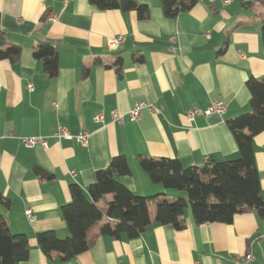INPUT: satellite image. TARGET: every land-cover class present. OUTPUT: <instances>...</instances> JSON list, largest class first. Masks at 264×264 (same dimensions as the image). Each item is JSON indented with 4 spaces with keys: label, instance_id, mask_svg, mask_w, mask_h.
<instances>
[{
    "label": "crops",
    "instance_id": "0c3cea01",
    "mask_svg": "<svg viewBox=\"0 0 264 264\" xmlns=\"http://www.w3.org/2000/svg\"><path fill=\"white\" fill-rule=\"evenodd\" d=\"M139 1L148 6L145 19L135 11L100 10L88 0H0V29L21 45L16 61L0 59V193L10 200L9 206L0 203V214L11 232L28 239V257L19 264H234L247 252L254 256L248 264H262L264 217L255 210L237 213L229 224L196 225L187 207L185 227L176 229L154 222L153 199L150 224L134 239L102 235L94 225L88 232L93 244L66 262L57 253L44 255L37 244L40 231L68 234L60 206L71 199L69 185L87 193L95 170L113 156L128 161L130 173L117 176L128 189L168 199L185 193L152 183L138 165L139 155L177 158L183 166L200 165L208 156L218 161L238 156L226 120L249 111L245 82L264 76V0H244L253 2L248 7L242 0H198L174 18L164 16L160 0ZM118 35L122 41L110 46L108 39ZM39 39L58 43L55 77L33 57ZM118 57L121 76L114 66ZM216 100L225 104L222 114L186 119L188 108L203 109ZM139 101L162 110L142 109L136 121L111 120L110 110L126 114ZM97 112L102 122L94 120ZM59 126L71 134L87 130V146L52 136ZM22 136H44L47 145L26 147ZM253 151L264 200V130L253 136ZM37 166L51 176L37 173ZM111 198L105 195L104 202Z\"/></svg>",
    "mask_w": 264,
    "mask_h": 264
},
{
    "label": "trees",
    "instance_id": "16d2710c",
    "mask_svg": "<svg viewBox=\"0 0 264 264\" xmlns=\"http://www.w3.org/2000/svg\"><path fill=\"white\" fill-rule=\"evenodd\" d=\"M164 16L174 18L179 11L191 8L198 0H160ZM100 10L118 9L122 12L135 11L139 19L148 17L147 4L139 0H88ZM252 1L242 0L243 6ZM260 32L264 49V16L260 18ZM227 36L219 49L223 52ZM21 45L8 40L0 29V59L16 61L20 57ZM33 57L41 61L49 77L58 73V43L55 40L39 39L32 51ZM142 62L141 55L133 56ZM121 76V57L114 63ZM89 68L84 67L82 76ZM245 85L249 91V111L239 113L226 120L238 147V156L218 161L212 156L200 165L183 166L177 158L139 155L138 165L152 183L164 188L185 193L173 199L162 194L143 196L132 192L117 176L130 173L126 157L113 156L106 167L95 170V179L87 187V193L76 183L69 185L70 201L60 206V215L68 234L60 238L53 230L40 231L36 241L44 255L57 253L62 261H71L86 251L94 239L88 235L90 228L99 224V233L114 238L134 239L150 224L148 200L155 203L154 222L170 224L176 229L185 227L184 213L189 207L196 225L220 222L229 224L234 215L246 209L255 210L264 217V200L260 194L258 170L253 151V136L264 130V76L249 77ZM45 177L51 174L35 167ZM112 198L104 202V197ZM103 201L104 207L98 202ZM0 203L9 206L10 200L0 193ZM105 219L104 221H102ZM28 239L23 233L10 231L7 221L0 214V264H19L28 257Z\"/></svg>",
    "mask_w": 264,
    "mask_h": 264
},
{
    "label": "built area",
    "instance_id": "2783aa9c",
    "mask_svg": "<svg viewBox=\"0 0 264 264\" xmlns=\"http://www.w3.org/2000/svg\"><path fill=\"white\" fill-rule=\"evenodd\" d=\"M225 2H227V0H225ZM122 39L123 37L121 35H118L116 37H111L108 39V44L110 46H114L118 42L122 41ZM27 88L28 90H32L33 86L31 84H28ZM142 109H146L150 113L157 114L162 110V105L139 101L136 102L127 111L126 114L120 113L118 110L114 109L109 111V115L112 121H116L120 123L124 122L126 118L130 121H136L139 118ZM224 110H225L224 102L221 100H216V101H212L206 108L203 109L197 107L188 108L186 110L185 116L188 121H193L197 115L210 116L211 114H222ZM93 118L96 122H102L103 113L97 112ZM52 136L56 138L75 139L80 146L86 147L88 144L89 132L87 130H81L76 134H71L67 129L59 126L56 129V131L52 134ZM20 141L26 147L35 146L37 144H40L42 146L47 145V140L46 137L44 136H22L20 137ZM69 172L72 175L75 174L74 170H70ZM25 216L29 221L33 220L34 214L30 208L25 209ZM253 257L254 256L251 252H247L242 257L235 259L234 264H248L250 261L253 260ZM262 264H264V260Z\"/></svg>",
    "mask_w": 264,
    "mask_h": 264
},
{
    "label": "rangeland",
    "instance_id": "374dc122",
    "mask_svg": "<svg viewBox=\"0 0 264 264\" xmlns=\"http://www.w3.org/2000/svg\"><path fill=\"white\" fill-rule=\"evenodd\" d=\"M177 197V196H176ZM172 199V198H171Z\"/></svg>",
    "mask_w": 264,
    "mask_h": 264
}]
</instances>
